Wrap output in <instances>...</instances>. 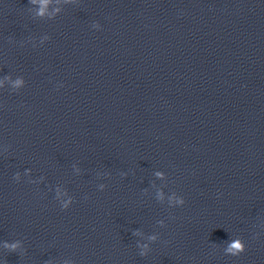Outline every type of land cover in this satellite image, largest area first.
I'll list each match as a JSON object with an SVG mask.
<instances>
[{
	"label": "water",
	"instance_id": "95a60500",
	"mask_svg": "<svg viewBox=\"0 0 264 264\" xmlns=\"http://www.w3.org/2000/svg\"><path fill=\"white\" fill-rule=\"evenodd\" d=\"M0 264H264V0H0Z\"/></svg>",
	"mask_w": 264,
	"mask_h": 264
},
{
	"label": "clouds",
	"instance_id": "9594fccd",
	"mask_svg": "<svg viewBox=\"0 0 264 264\" xmlns=\"http://www.w3.org/2000/svg\"><path fill=\"white\" fill-rule=\"evenodd\" d=\"M235 247L239 248V247H240V245H239V244H236V245H235Z\"/></svg>",
	"mask_w": 264,
	"mask_h": 264
}]
</instances>
